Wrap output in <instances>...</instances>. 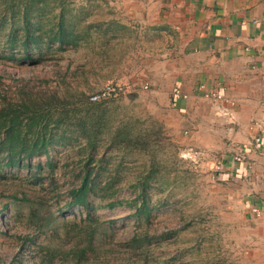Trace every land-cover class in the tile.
<instances>
[{"label": "rangeland", "instance_id": "1", "mask_svg": "<svg viewBox=\"0 0 264 264\" xmlns=\"http://www.w3.org/2000/svg\"><path fill=\"white\" fill-rule=\"evenodd\" d=\"M66 1L71 11L86 9L81 25H91L88 43L52 48L37 63L0 58V105L24 97L21 90L33 92L46 104L55 101L69 121L101 119L100 133L89 150L78 134L84 125H69L78 134L70 144L54 143L48 158H32L44 166L37 178L27 168L1 169L0 264H32L37 243L67 251L71 239L64 232L78 230L84 210L64 205L89 151L92 176L101 184L113 182L107 197L90 195L91 213L103 223L87 264H264V221L247 215L238 183L223 180L217 163L190 148L189 121L180 122L172 103L150 88L157 80L150 69L162 41L156 35L160 29L136 16L127 0ZM1 29L8 33L10 26ZM5 39L0 34V48ZM103 92L109 94L91 100ZM47 160L53 168L46 167ZM140 175H148L147 217L133 214ZM109 201L116 204L109 207ZM41 206L55 213L56 233L40 234L28 226L30 210ZM135 233H147L151 243L130 252L126 243ZM24 235H33L35 243H24ZM66 257L64 263L72 264L71 255ZM60 259L53 264H64Z\"/></svg>", "mask_w": 264, "mask_h": 264}, {"label": "crops", "instance_id": "2", "mask_svg": "<svg viewBox=\"0 0 264 264\" xmlns=\"http://www.w3.org/2000/svg\"><path fill=\"white\" fill-rule=\"evenodd\" d=\"M127 3L161 32L150 88L189 121L190 148L238 183L247 215L264 221V0Z\"/></svg>", "mask_w": 264, "mask_h": 264}, {"label": "trees", "instance_id": "3", "mask_svg": "<svg viewBox=\"0 0 264 264\" xmlns=\"http://www.w3.org/2000/svg\"><path fill=\"white\" fill-rule=\"evenodd\" d=\"M90 1L86 0L87 3ZM66 4V0H0V6H2L0 32L5 24L10 26L8 33H0L6 36L3 42L4 47L0 48V58L37 63L42 62L52 48H76L83 43H88L87 40L91 36L88 28L91 25H81L86 9L84 11V8L80 6L79 10L74 12V8L71 11ZM1 78L0 75V84ZM21 93L24 97L13 101L6 100L0 105V171L4 166H8L9 170L27 168L29 173L37 178V174L40 170H44V166L41 162L33 163L32 158L40 155L48 158L52 144H70L71 137H77L78 134L84 137L89 150L95 149L96 139L101 129V119H91L86 121V124L76 116L74 121H69V116L54 104L55 101L46 104L43 99H39V96L37 98L35 93L33 95V92L21 90ZM69 125L74 127L84 125V128L76 134ZM123 138L126 140L127 135ZM92 157L89 151L83 161L82 176L76 185L68 189V201L64 205L65 209L76 206L84 210V215L80 216V220L76 223L78 230L73 235L70 234L69 229L64 232L66 237L71 239L70 247L64 251L60 245H52L48 242L37 243V249L32 254L38 256L37 259L31 260L32 264H53L57 258H61L60 263H64V258H67L68 254L71 255L72 264H87L90 255L95 252V234L98 228H102L103 221L91 213L90 195L97 191L101 192L99 194L101 197H107L109 195L107 189L110 190L109 184L113 181L101 184L96 176H92L89 166ZM46 165L49 168L54 166L50 160L46 161ZM135 185L138 190L132 200L135 207L133 214L137 216L143 214L147 217L149 216L146 195L148 175H140ZM13 198L30 200L16 195H13ZM126 203L131 201L127 200ZM115 204V201H109L108 206L112 207ZM1 210L3 209H0V213ZM61 212L64 213V211ZM54 214L51 209H44L42 206L31 209L28 226L40 234L48 230L56 233L53 227V223L56 222ZM62 220L65 218L62 217ZM17 236L21 237V235ZM33 238V235H24L22 239L24 243L28 241L33 244L35 243ZM150 243L151 238L147 233H135L126 243V248L130 252L141 251Z\"/></svg>", "mask_w": 264, "mask_h": 264}, {"label": "built area", "instance_id": "4", "mask_svg": "<svg viewBox=\"0 0 264 264\" xmlns=\"http://www.w3.org/2000/svg\"><path fill=\"white\" fill-rule=\"evenodd\" d=\"M106 94H109V92H103L101 93V95H93L91 97V100H97L98 98L102 97V96H105ZM174 94L177 95V96H180V91L178 89H176L174 91ZM204 98L205 99H208V100H218V99H222L223 98V95L220 94V93H216V92H205L204 93ZM236 159H240L241 156H236L235 157ZM255 210V209H254Z\"/></svg>", "mask_w": 264, "mask_h": 264}]
</instances>
